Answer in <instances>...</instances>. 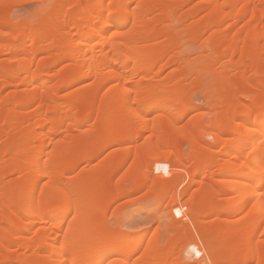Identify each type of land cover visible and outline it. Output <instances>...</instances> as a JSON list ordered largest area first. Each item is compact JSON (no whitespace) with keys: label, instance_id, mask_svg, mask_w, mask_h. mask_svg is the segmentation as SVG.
<instances>
[{"label":"bare ground","instance_id":"obj_1","mask_svg":"<svg viewBox=\"0 0 264 264\" xmlns=\"http://www.w3.org/2000/svg\"><path fill=\"white\" fill-rule=\"evenodd\" d=\"M262 127L264 0H0V264H264ZM135 193L163 239L108 219Z\"/></svg>","mask_w":264,"mask_h":264},{"label":"rangeland","instance_id":"obj_2","mask_svg":"<svg viewBox=\"0 0 264 264\" xmlns=\"http://www.w3.org/2000/svg\"><path fill=\"white\" fill-rule=\"evenodd\" d=\"M19 2H16L12 5V16L18 19L32 18L34 15L39 14L37 12L40 5H43L42 2H28L23 4L22 6H18ZM39 7V8H38ZM200 96V95H199ZM202 97H196V103L202 105L203 99ZM208 140L212 138L210 136L206 137ZM119 146L115 145L107 149L106 153L103 154V157L110 156V153L117 149ZM182 151L184 156L188 154L190 151V144L183 142L182 143ZM87 162L80 163L73 171L70 172L71 175L77 174L83 168L87 167ZM151 199H146L142 193H135L128 198H123L115 202L111 207L109 212L107 213L108 219L110 222H115L120 217H125L127 219V224L124 226L126 228L136 229L135 235L144 233L147 234L149 239H153L156 237H160L163 239V230L159 227V224L156 220L152 219V210L154 208V201H150ZM138 232V233H137ZM148 241V240H147ZM146 242V241H145ZM143 243L142 246H145L146 243Z\"/></svg>","mask_w":264,"mask_h":264},{"label":"snow or ice","instance_id":"obj_3","mask_svg":"<svg viewBox=\"0 0 264 264\" xmlns=\"http://www.w3.org/2000/svg\"><path fill=\"white\" fill-rule=\"evenodd\" d=\"M39 7L43 8L46 7V5H40ZM129 101L132 100L131 97L128 98ZM136 104L135 102H132L129 104V108H135ZM143 115H151L150 112L147 111V108L143 111ZM201 116L205 115L204 113L200 114ZM178 132L182 131V129H177ZM261 135H264V127L261 128ZM243 159V157H241ZM261 165L264 166V159L261 161ZM157 170H159L160 165H156ZM245 178L249 179L252 184H255L256 177L248 173L247 170H245ZM260 180V188L262 193H264V175H261L259 177ZM48 184L45 183V187H47ZM56 200L58 203L57 207H54L52 209V214L54 216H60L63 215L64 212H67L68 216L72 217V220H75L77 218V215H80L84 211V202L82 199L77 195L76 190L71 187L67 186L64 190L56 189ZM260 199L264 200V194L261 195ZM75 213V214H74ZM174 213L177 217L181 215L180 208L177 207L174 209ZM65 223L69 224V227H71V223L68 220H65ZM197 256H200L201 253L197 252ZM126 264H139V250L132 252L130 255L127 256Z\"/></svg>","mask_w":264,"mask_h":264}]
</instances>
